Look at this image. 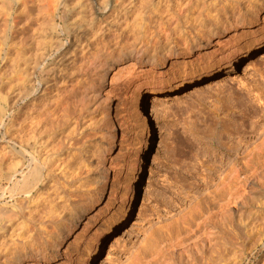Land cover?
Listing matches in <instances>:
<instances>
[{
	"label": "rangeland",
	"instance_id": "obj_1",
	"mask_svg": "<svg viewBox=\"0 0 264 264\" xmlns=\"http://www.w3.org/2000/svg\"><path fill=\"white\" fill-rule=\"evenodd\" d=\"M37 1L30 0L28 7H39L42 3ZM67 1L62 0L73 7V19L81 29H76L73 39L70 33L61 36L62 42L71 47L64 58H58L60 63L49 68V78L50 74L55 76L46 86L48 90L43 87L48 95L26 103L15 97L27 77L20 69L25 67L23 44L33 26L43 25L46 19L40 18L33 26L23 20L22 26L10 31L8 44L2 46L0 42V170L13 156L6 141L17 131L19 134L21 124L40 120L45 124L44 133L51 129L49 135L43 134L46 139L43 137L39 154L45 177L38 180L34 189L37 198L34 196L31 204L24 192L11 196L10 185L0 179V208H11L16 218L36 217L34 224L16 219L14 229H21L20 237H13L7 246H1L0 239V264H10L36 248H49L61 238L60 248L77 259L71 264H136L134 256L140 248L144 264H264V239L243 261L237 256L247 226L264 218V142L242 163L249 142L264 141L263 23L256 21L255 15L248 16L245 22L251 24L247 23L241 33L233 35L235 30L229 29L225 34L234 36L231 39L240 50L238 59L204 51L192 56L187 51L189 42L194 38L204 41L209 32L221 29L226 15L201 23L204 16L200 13L204 14L208 0H185L182 13L175 12L169 22L164 19L169 0L159 5L154 4L156 0H132L124 16L108 19L102 10L90 15L85 7L88 0ZM225 1H218L220 8ZM248 1L230 6L226 16L237 13L235 9L243 12L259 8L262 10L257 15L264 13V0H250L252 6ZM16 6L13 10L18 9ZM135 18L145 21L137 22ZM98 21L112 27L104 35L110 43L109 51L98 57L80 83L82 56L88 53L86 45L93 48L97 42L98 48L102 44ZM147 25H155V31L149 40L152 47L143 54L139 47L145 43L142 32ZM1 29L0 24V34ZM140 53L142 58L152 59L134 66L133 82L128 87L130 74L118 78L117 72L131 67V58ZM62 83L66 87L59 90ZM143 100L144 104L140 103ZM150 101L157 107L153 120ZM140 104L150 110L148 126L138 122L142 119ZM228 168L233 174L221 187L212 189L219 172ZM201 192H207L206 196L182 211L186 202ZM48 200L55 202L50 213L63 219L42 225L49 215ZM228 208L234 214L227 213ZM176 210L178 215L166 221L168 214ZM78 217L81 221L75 224ZM208 232L220 235L209 246L202 242ZM47 264H63V259Z\"/></svg>",
	"mask_w": 264,
	"mask_h": 264
},
{
	"label": "bare ground",
	"instance_id": "obj_2",
	"mask_svg": "<svg viewBox=\"0 0 264 264\" xmlns=\"http://www.w3.org/2000/svg\"><path fill=\"white\" fill-rule=\"evenodd\" d=\"M41 1H43V2H41ZM41 1H39V0L37 1V2H40L42 4H40L39 7H35V9H34L32 7L31 8L28 7V3L30 2V0H0V24L2 26L1 34H0V42L3 43L2 46H5L6 44H8L7 39H10L9 34H10V31L12 30V28H17L16 27L17 25L22 26L21 22L23 20L26 22L27 26H33L40 18L46 19V20H44L46 22L43 25H40L39 27H37L36 25H35L36 27L33 26L31 34H30V36L26 42H24V40L23 41L18 40L19 43H20V41H21V43L24 42V44H23L24 49L23 48H22L23 50L21 49L24 53V54L23 53L21 54V55H23V57L21 55H19L20 57L19 56L18 57L20 59H21V57L23 58V61H24L23 64L25 65V67H24L23 64H19L18 67L23 66L22 68H20L23 70L22 71L20 70V71L22 73H26L27 77H26L25 83H24V80L22 81L23 88L21 85L22 89H21V91H17V94L15 93V97H16V101L18 100V101H22L24 103H26V101L29 99H31L33 102V100L35 101L37 98H39L43 94H45L44 93L45 88L43 89V87L48 86L49 85L48 83L50 81L54 80V76H55V75L50 74L51 78H49L48 72L52 69V67H51V69H49L50 66L53 65V68H54L55 67L54 65L58 64V62L61 60L60 59L58 61V58H62L66 54V52L68 51L69 47H71L70 43L64 44L62 42L61 36L65 33H67V34L70 33L69 35L72 38L73 36L76 35V33H75L76 29H79L78 28L79 24H77L78 21H76V18L73 19V14L75 13V12L74 13L72 12L73 7H71L68 4H67L68 5L67 6L64 2H62V0H41ZM88 1H90V2H87L85 7L87 8L86 10L89 11L90 15L97 14V10H102V12L104 14H106L107 19H108V17H111V16H113V18H116L117 16H120V17L124 16L126 14V10L132 5L131 4L132 0L131 1L130 0H88ZM160 1L162 2V0H156V2L155 1H152V2H155L154 4L159 5ZM193 1L194 0H188V2H193ZM196 1H198V0H196ZM208 1H209V4L208 5L206 4L207 7L203 10L204 14L200 13V17L204 16L201 20V23H203V24L204 23L208 24L206 22H210L213 20L217 21V20L221 19V17L224 16V14L227 15V13L229 12L228 8L230 6L233 7V5L235 6V4L238 6H242V4L240 2L241 0H229V1L226 0L225 1L226 3L223 4L221 8L219 7L220 4L218 5L219 0H208ZM253 1L254 0H252V2ZM32 2H33V0H32ZM67 2L69 3V0ZM184 3H185V0H169L168 3L165 4V7H166L165 13L167 12L166 13L167 18H164V19L168 21V19H170L173 16V14H175V12H178L179 14H180V12L182 13V10H184ZM249 3H250V0L248 1V4ZM17 4L19 5L18 9L13 10V6L15 8V7H17L16 6ZM62 5H63V9L61 10ZM249 5L252 6L251 4H249ZM74 10H76V9H74ZM261 10L262 9H259V8L256 10L255 9H251V10L247 9V10L241 12V10L237 11L235 9V11L237 13H233L232 16H226L225 15L224 19H222V25H221L222 28L221 29L217 28L212 33L209 32L205 36L204 41H202L200 38H194V39L191 38L192 40L189 42V44L187 46L188 47L187 51H189L188 55L199 56L202 53V51H204V53H208V54H220V53H222L223 54L222 57L227 58V59H229V58H232L234 60L238 59V57H239L238 54H239L240 50L237 47V45L235 44L234 40H232L234 38V36L231 35V36L225 37V34L229 31V29L235 30V34H233V35H237L239 33V31L241 33L243 31L242 28L245 27L247 25V23L251 24V22L250 23L245 22L248 16H254V15L257 16L256 21L263 23V26H264V13L259 15V16L257 15L260 13ZM85 12L86 11H84V14H86ZM166 15L164 17H166ZM4 17H7V18L5 19ZM84 17H88V16H84ZM106 17H104V18H106ZM104 18H103V21H104ZM161 19H163V17ZM74 20L76 21V23ZM135 20L137 22H141L142 20L145 21L144 18H135ZM104 23H106V24L104 25L102 22L101 23L99 22L98 23L99 26L97 29V31L99 33L101 32V34L98 36V39L100 38V43H102V44L104 43V44L103 45L101 44V46L96 48V46L98 45L96 42V44L94 45L93 48H86V47H88V45H86V47H85V49L88 50V53H85L84 54L85 56L84 55L82 56L84 63L81 65L83 74L78 78V80L80 79V83L83 82V80H82L83 75L86 74V72L88 71L90 66H94L95 64H97V63H95V61H97L98 57L100 55L104 54V51H107V52L109 51L108 49H109L110 43H109V41L106 42L104 40V39H106L105 37H107V36L104 37V35L106 33L110 32L111 31L110 29H112V27L109 26L110 24L108 22H104ZM150 24H152V23L150 22ZM157 26H159V24ZM154 27H155V25H147V27H144V30L142 32L143 37H142V33L140 32L141 33L140 37H142V39L145 40V43L143 42L144 43L143 44L141 42V46L139 47V52L142 51V53H143L145 51H148L149 48L152 47V45H150L152 43H150L149 40L155 31ZM241 29H242V31H241ZM21 32L23 33L22 30H21ZM98 32H97V34H98ZM15 33H17V32H15ZM27 33H28V31H27ZM74 33H75V35H74ZM25 38H27V36ZM107 39L110 40L109 38H107ZM67 40H68V38H67ZM10 41H11V39H10ZM18 41H14V42H18ZM13 43H12V46H13ZM9 44H10V42H9ZM15 44L16 43H14V45ZM2 46H0V48H2ZM16 46H17V44H16ZM19 46L21 48L20 44H19ZM20 48H18V49H20ZM81 48L83 49V46H81ZM84 51H82V52H84ZM153 51H155V50H153ZM2 52H3V48H2ZM5 53H6V51H5ZM17 53L20 54L19 52H17ZM142 53L137 54V55H133V57L131 58L133 60L130 64V65H132L131 67H127L124 69L122 67L121 68L122 70L117 72V76L119 75L118 78H120L122 76L121 74H123V75L130 74V77H127L128 79H126V83H127L126 86L132 84V82H133L132 79H133V74L135 72L134 66H136L137 64L140 65L142 63H145L146 61L150 62L152 59L149 57L145 58V56H144V58H142V55L144 54V53L143 54ZM151 53H153V52H151ZM105 54H107V53H105ZM164 54H165V52H164ZM147 55H150V54H147ZM110 56H111V54H110ZM16 59H18V58H16ZM109 59H110V57H109ZM18 60H17V62H18ZM21 63H22V61H21ZM13 64H15V63H13ZM125 66H126V63H125ZM17 69H19V68H17ZM126 75H125V77H126ZM62 84L63 85L59 88V90L66 87V85L64 83H62ZM77 84H78V82H77ZM47 90H48V88H47ZM39 94H41V95H39ZM46 95H48V94H45L44 96H46ZM9 96H11V95H9ZM5 98L3 100H5ZM7 100L8 99L6 98V101ZM11 100H12V98H11ZM7 102H9V101H7ZM7 102H5V103H7ZM10 102H12V101H10ZM140 103L144 104V100H143V102L141 101ZM32 104H35V103H32ZM143 104H140V107H141L140 116L142 117V119L141 120L138 119V117H139L138 113L139 112L136 115L138 116L137 117L138 122L143 121V124L145 126H148L149 120H151L148 118V116H149L148 113L150 110L147 109L146 107H144ZM7 107H8V104H7ZM11 107H12V105H11ZM148 108H149V106H148ZM156 108H157L156 104L154 102H151V108H150L151 109V115L150 116H152V120L155 118ZM53 111H54V109H53ZM40 112H42V111H40ZM37 113L40 114L39 112H37ZM52 114H54V113H50V115H52ZM45 115H47V114L45 113ZM52 116H54V115H52ZM33 117H34V115H33ZM35 117H36V119H38L37 116H35ZM48 117H47V119H48ZM42 118H43V116H42ZM33 119H35V118H33ZM43 122L44 121L41 122L40 120H36V121L34 120V121H31L27 126H24L23 124H21L20 132H22V133L19 132V134H18V131H17V133L15 132L17 135H14V136L12 135L13 137L10 136V139L7 136L8 140L6 139L7 140L6 144H7V147H9L13 151V153H12L13 156L10 159L5 158V160L7 159V161L3 164V167H2L3 172L0 170L2 172L0 174V179L3 178L10 185L9 190L11 191V194H12L11 196H13V193L14 194L17 193V191L24 192L23 194L26 193V195L29 196L26 198V200H27V203H30V204L32 203V201L35 199V197L38 194V192L36 193V190H34V189L36 188L35 186L37 185L38 180L41 179V177L43 175V168H44V165L42 162L43 159L39 158V156H40L39 154L41 151V145H43V137H44L43 134H47V132L51 131V129L50 128L48 129V127H47V129L49 131H47V129L45 130V131H47L46 133H44V131H42V130H44L43 127L45 126V124L43 126ZM8 125H9V123H8ZM8 125H7V128L5 127L6 128L5 132L8 131L9 126L11 129V124L9 126ZM46 125H48V124H46ZM222 126L220 127L221 129H222ZM218 130H219V128H218ZM218 130H217V132H218ZM223 130H224V128L222 129V131ZM213 134H215V133H213ZM47 135H49V134H47ZM213 137H215V136H213ZM263 137H264V131H263ZM108 138H111L110 135ZM108 141H109V139H108ZM263 142L264 141L260 142L258 140H252L251 142H249L247 150H246V154L242 160V163L246 162L248 160L249 155L255 151V149L259 146V144L263 145ZM17 147H19V149H17ZM40 159H42V160H40ZM45 163H46V161H45ZM25 168H26V171H24ZM47 170H49V169H47ZM44 171H46V170H44ZM45 174L48 175L49 173L47 174V172H45L44 175ZM232 174H233V170L230 168L219 172L218 177H216L215 180L212 182L213 183L212 184L213 186L211 185L212 189H217V188L221 187L223 185L225 179L230 177ZM235 174H236L235 179H238L239 178L238 173L236 172ZM19 175H21L22 177L18 178ZM44 177H42V179ZM42 184H44V182ZM212 189H211V191H212ZM236 193H237V191H236ZM1 194H2V192H1ZM206 194H207V192H201V193L193 196L189 200V202H186V204H185L186 206H185V208H183L182 211H185L187 209L189 210L190 208L194 207V205L199 203V201H201V199H203L206 196ZM50 200H48V201H50ZM16 201H17V199H16ZM50 202L51 203H50V207H49V215L47 216L46 219L42 218V219H44L41 222L42 225L55 223V222L63 219V217L61 218L59 215L55 214L56 216H53V213H50L53 206H54V203H55L54 200H52ZM24 207H26V206H24ZM10 209L7 207L6 208H3V207L0 208V239L2 240L1 246H3V245L7 246V242H10L13 237H15V238L20 237V230L21 229H18V230L14 229L13 223H14V221H16V219L17 220L22 219L21 223L27 224V222H28V223L34 224V221L36 218L32 215H30V216L28 215L27 217L24 216L25 218H23L22 216H21L22 218L21 217H19V218L13 217V215H15V211H11ZM24 209H26V208H24ZM24 209H22V210H24ZM27 209L29 210V208H27ZM227 211H226L227 213L230 212L229 208L227 209ZM178 213H179L178 211L177 212H175V211L170 212L168 214L170 216L168 217V219L166 221H168L169 219H172L173 217H176L178 215ZM231 213L232 212H230V215H231ZM232 214H234V213H232ZM226 215H228V214H226ZM221 219L223 220V218H221ZM80 221H81V217H78L76 219L75 224H78ZM94 223H95V220H94ZM224 224H225V222L221 223L222 226H225ZM85 226L87 227V225H85ZM86 227L83 229H87ZM83 233L84 232H80L79 235H82ZM207 234L208 235H205L203 237L202 242L207 243L208 246L211 245V243L214 242L215 239L220 238V235L218 233L217 234L215 233L212 235V233L208 232ZM263 239H264V218L259 222L252 223V224L247 226L246 231H245V236H244L242 242L241 241H240L241 243L239 242L240 245L238 244L239 245L238 246L239 247V251H238L239 255L237 254L238 249L234 253L237 254V256H239V259L243 261L244 256H246L248 254V252H250V250L252 248H254L257 244H260L263 241ZM63 240H64V238H61L57 241H54L50 245L49 248H46V247L36 248L31 253H26L24 256L19 255L18 258H15V260H13V261L12 260L9 261V263L10 264H29V263L30 264H40L41 262H45L47 264V262L54 261L55 259L61 257V259H63V264H71V262H74L77 259H76V257H73L67 250H62V248H60ZM98 241H100V237L98 238ZM142 250H143V248H140V250H138L134 256V261L136 264H144L142 262V254H141ZM213 253H215V252H213ZM237 256L235 258L238 259ZM232 257H233V255H232ZM240 260H238V261L240 262ZM207 261H209V259ZM145 264H151V262L148 261Z\"/></svg>",
	"mask_w": 264,
	"mask_h": 264
}]
</instances>
